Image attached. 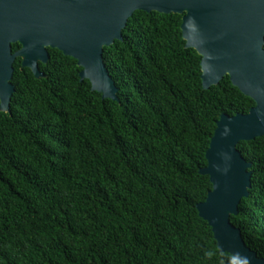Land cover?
Instances as JSON below:
<instances>
[{"label": "trees", "instance_id": "16d2710c", "mask_svg": "<svg viewBox=\"0 0 264 264\" xmlns=\"http://www.w3.org/2000/svg\"><path fill=\"white\" fill-rule=\"evenodd\" d=\"M181 17L135 11L122 40L103 48L116 101L91 91L56 49L38 63L40 78L14 60L9 111H0V264L231 260L198 215L211 190L199 171L219 117L254 103L227 76L202 88ZM236 149L251 188L229 222L264 259V136Z\"/></svg>", "mask_w": 264, "mask_h": 264}, {"label": "water", "instance_id": "95a60500", "mask_svg": "<svg viewBox=\"0 0 264 264\" xmlns=\"http://www.w3.org/2000/svg\"><path fill=\"white\" fill-rule=\"evenodd\" d=\"M135 11L181 15L185 47L200 56L204 90L225 76L250 98L246 114L221 115L205 153L211 190L196 205L210 227L226 264H264L229 222L251 188V167L236 149L239 142L264 136V0H0V111L8 112L13 62L35 78L38 63L56 49L76 61L80 81L102 99L116 101L117 89L103 62L104 47L121 41V32ZM20 48L12 53L11 45Z\"/></svg>", "mask_w": 264, "mask_h": 264}]
</instances>
